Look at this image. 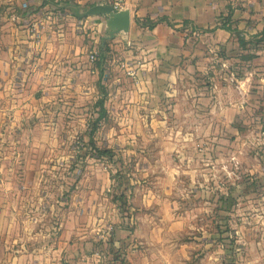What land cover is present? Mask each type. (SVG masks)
Segmentation results:
<instances>
[{
  "label": "crops",
  "instance_id": "obj_1",
  "mask_svg": "<svg viewBox=\"0 0 264 264\" xmlns=\"http://www.w3.org/2000/svg\"><path fill=\"white\" fill-rule=\"evenodd\" d=\"M71 1L77 5L108 3L128 10L129 32L105 41L103 78L99 81L98 66L89 61V55L97 57L103 47L106 32L102 17L76 21L42 0H0V136L4 137L0 143H25L27 129L38 125L29 117L64 109L59 102L65 94L72 98L68 111L76 112L83 106L80 103L88 104L90 94L95 104L98 83L106 94L107 119L121 129L115 142L130 141L139 159L149 154L138 149L141 144L163 145L155 151L157 159L171 152L173 136L166 129L193 126L198 133L220 123L234 127L241 112H247L246 121L264 126V0ZM228 14L227 26L242 34L243 47L235 34L220 28L221 18ZM161 17L167 22L151 30L141 25L146 19ZM186 140L191 139L182 138V142ZM174 142L181 141L174 138ZM14 149L0 154V174H12L13 169H5L1 162L21 155ZM172 187L155 186L158 191H171ZM198 188L194 192L200 191ZM146 199L163 210L161 223L183 224L182 217L173 216L171 201L163 200L170 206L167 209L158 195ZM222 201L226 198L212 203L217 211ZM10 222L0 215V264H20L13 263V253L23 254V245L13 248L16 240L12 241ZM138 238L144 247L134 251L132 264H189L186 246L175 250L177 262H172L151 247L156 241L152 235ZM194 258L190 264H220L213 250L199 249Z\"/></svg>",
  "mask_w": 264,
  "mask_h": 264
},
{
  "label": "rangeland",
  "instance_id": "obj_2",
  "mask_svg": "<svg viewBox=\"0 0 264 264\" xmlns=\"http://www.w3.org/2000/svg\"><path fill=\"white\" fill-rule=\"evenodd\" d=\"M89 96L76 112L67 110L72 98L61 96L64 109L29 117L38 125L27 129L25 143H0V154L10 148L21 153L1 162L12 174H0V215L11 221L13 248L23 245L13 263L132 264L134 251L144 247L138 237L148 233L156 240L151 247L172 262L175 250L186 246L189 264L199 249L213 250L220 264H264L263 125L241 112L234 127L166 129L173 136L171 152L157 159L163 145L141 144L138 149L149 154L139 159L130 141L115 142L121 129L112 119L93 128L97 109ZM104 149L113 152L112 162L95 156ZM161 184L172 190L158 191ZM148 195L171 201L183 224L161 223L163 210L148 204ZM220 197L226 202L217 211L212 203ZM2 252L0 245V262Z\"/></svg>",
  "mask_w": 264,
  "mask_h": 264
},
{
  "label": "water",
  "instance_id": "obj_3",
  "mask_svg": "<svg viewBox=\"0 0 264 264\" xmlns=\"http://www.w3.org/2000/svg\"><path fill=\"white\" fill-rule=\"evenodd\" d=\"M44 4L50 6L54 11H67L78 20L90 17H102L105 20L106 35L102 42L113 40L120 33H128L130 28V13L128 10H119L108 3L95 4L86 10L74 2L53 3L49 0H42Z\"/></svg>",
  "mask_w": 264,
  "mask_h": 264
},
{
  "label": "trees",
  "instance_id": "obj_4",
  "mask_svg": "<svg viewBox=\"0 0 264 264\" xmlns=\"http://www.w3.org/2000/svg\"><path fill=\"white\" fill-rule=\"evenodd\" d=\"M49 1L54 2V0H49ZM64 2L68 3V2H71V0H66ZM42 6H44V5H42ZM91 6H93V5H91ZM28 10H30V9H28ZM26 12L24 11L23 16H25ZM61 13H64V12L61 11ZM229 17H230V14H228L226 17L221 18L222 23L220 25V28L235 34V36L237 37V39L239 41L240 46L243 47L245 45V41L242 37V34L239 31H237L236 29H231L229 26H227V24L230 25V23L228 21ZM163 22H167L164 17L158 18L154 21L146 19L141 25H143V26L147 27L149 30H151L155 26H157L158 24L163 23ZM106 50H107V43L104 42L103 47L99 49L97 60H96V65L98 66V69H99V81L103 78V63L105 60L104 52ZM98 89H99V98L96 100V102L94 104V107L97 109V112H96L97 117L93 123L94 129L96 128V126L101 121L107 120V113H106V110L104 109V102H105L106 94H105L104 88L100 85V83H98ZM95 156L97 158H105V159L112 162L114 154L110 149H104V150H97ZM118 199L121 201L122 197H119ZM219 232H221V231L219 230ZM220 234H222V232ZM221 240L223 241V239H221V237H220V241ZM234 242H235V240L231 239V241H229V245H233Z\"/></svg>",
  "mask_w": 264,
  "mask_h": 264
},
{
  "label": "built area",
  "instance_id": "obj_5",
  "mask_svg": "<svg viewBox=\"0 0 264 264\" xmlns=\"http://www.w3.org/2000/svg\"><path fill=\"white\" fill-rule=\"evenodd\" d=\"M115 7V6H114ZM116 8V7H115ZM81 27L83 26V25H81V24H79ZM97 60V57H96V54L95 53H92V54H90L89 55V61L91 62V63H94L95 61Z\"/></svg>",
  "mask_w": 264,
  "mask_h": 264
}]
</instances>
